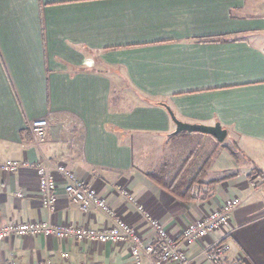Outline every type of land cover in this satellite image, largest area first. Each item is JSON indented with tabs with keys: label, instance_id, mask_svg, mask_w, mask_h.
I'll return each mask as SVG.
<instances>
[{
	"label": "crops",
	"instance_id": "crops-1",
	"mask_svg": "<svg viewBox=\"0 0 264 264\" xmlns=\"http://www.w3.org/2000/svg\"><path fill=\"white\" fill-rule=\"evenodd\" d=\"M152 102L185 123H218L225 140L199 133L170 138L175 125ZM37 119L47 121L39 141L27 129ZM195 152L199 167L209 157L204 183L223 178L206 198L184 202L150 180L181 177L184 157ZM5 160L28 167L0 172V226L36 221L101 229L119 218L155 248L157 259V240L137 204L178 238L187 224L237 197L227 225L187 247V255L210 264L201 251L225 237L226 261L264 264V0H0ZM38 163L57 185L53 211L41 203ZM58 166L103 197L114 217L82 212L64 193ZM45 260L134 264L128 244L0 241V264Z\"/></svg>",
	"mask_w": 264,
	"mask_h": 264
},
{
	"label": "built area",
	"instance_id": "built-area-1",
	"mask_svg": "<svg viewBox=\"0 0 264 264\" xmlns=\"http://www.w3.org/2000/svg\"><path fill=\"white\" fill-rule=\"evenodd\" d=\"M46 128L47 121L45 119L31 121L27 127L28 133L36 141L45 137ZM22 167H28V164L18 160L0 162V172L2 173H15ZM56 171L61 172L67 181L63 188L64 193L82 212H87L93 208L101 211L109 218L114 217L113 209L92 187L84 186L62 166H58ZM35 173L38 177L42 206L48 211H53L56 202L54 195L57 189L56 182L50 171L42 164L38 163L35 166ZM121 195L127 201L134 203L135 200L128 191H121ZM239 204L240 200L237 197L226 200L219 208L211 210L201 218L187 224L181 230L178 238L170 234L142 205L137 204V211L142 214L157 240L159 250L157 259L152 257L155 254V248L146 243L135 228L119 218L113 219L110 226L101 229L72 224L54 226L48 222L36 221L9 223L0 226V241L15 237L41 236L59 240L73 238L78 242L91 244H128L134 264H197L193 258L188 257L186 248L204 241L213 232L223 229L229 221L230 214ZM225 240L224 237L207 243L200 254L210 264H238L237 261H226V254L230 247ZM61 258L66 259L67 254L62 253ZM10 264L15 263L10 262ZM35 264L55 263L51 260H45Z\"/></svg>",
	"mask_w": 264,
	"mask_h": 264
},
{
	"label": "trees",
	"instance_id": "trees-1",
	"mask_svg": "<svg viewBox=\"0 0 264 264\" xmlns=\"http://www.w3.org/2000/svg\"><path fill=\"white\" fill-rule=\"evenodd\" d=\"M155 105H158L156 102H152ZM174 138V137H170ZM230 151V150H229ZM230 154L234 156V153L231 151ZM209 161V157L205 159V161L201 164V166H197V168L194 170V172L189 176L188 178H182L178 177L175 179H172L170 181L164 179L160 175H149V178L151 181H153L158 187L166 190L169 192L173 197L177 198L178 200L189 202L192 200H195L197 198L203 199L206 198V193H211L213 190V186L221 181L223 178L211 180L206 183L203 182V179L205 177V172L207 169V164ZM203 186L208 187L209 191H197L194 194V191L196 189H202ZM207 189V190H208Z\"/></svg>",
	"mask_w": 264,
	"mask_h": 264
},
{
	"label": "water",
	"instance_id": "water-1",
	"mask_svg": "<svg viewBox=\"0 0 264 264\" xmlns=\"http://www.w3.org/2000/svg\"><path fill=\"white\" fill-rule=\"evenodd\" d=\"M163 106L167 111L172 123L175 125V129L169 134V136L174 137L182 133H199L203 135H208L215 139L218 143H222L225 140L227 132L218 123L212 126H206L201 124H191L179 121L172 111L163 103H158Z\"/></svg>",
	"mask_w": 264,
	"mask_h": 264
},
{
	"label": "rangeland",
	"instance_id": "rangeland-1",
	"mask_svg": "<svg viewBox=\"0 0 264 264\" xmlns=\"http://www.w3.org/2000/svg\"><path fill=\"white\" fill-rule=\"evenodd\" d=\"M176 138V136H175ZM191 147H194L193 144L191 145ZM184 163L181 164V170H182V174L181 177L182 178H188L189 176H191V174L194 172V170L197 168L198 162L201 160V155L198 154V152H195V154L191 157H184ZM176 165H173L172 168H175Z\"/></svg>",
	"mask_w": 264,
	"mask_h": 264
}]
</instances>
